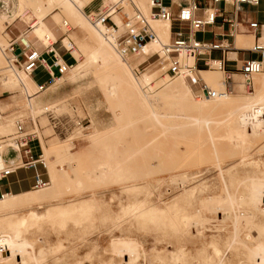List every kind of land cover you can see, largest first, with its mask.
Instances as JSON below:
<instances>
[{
	"label": "rangeland",
	"instance_id": "1",
	"mask_svg": "<svg viewBox=\"0 0 264 264\" xmlns=\"http://www.w3.org/2000/svg\"><path fill=\"white\" fill-rule=\"evenodd\" d=\"M132 3L139 9L134 0H126L121 8L129 18ZM103 4L113 6V1ZM84 6L83 0L76 1L86 24L79 27L43 0L27 4L25 17L33 18L29 25L38 26L48 14H57L63 44H73L74 59L64 75L37 93L31 107L21 87L7 81V58L12 57L9 39L0 35V99H5L0 102V141L14 133L17 121L26 132L34 130L41 148L34 154L42 151L46 164L39 173L48 181L46 187L32 189L34 173L19 170L7 181L15 184L8 188L2 183V191L20 188L22 195L13 193L18 198L6 202L21 200L23 205L0 211V264H264V132L248 142L245 154L240 146L233 149L224 136L230 129L223 123L233 111L231 103L254 95L256 78L248 87L237 72L226 80L229 74L201 68L209 71L205 81L210 77L224 82L228 96L205 99L188 79L166 74L163 55L139 67L147 55L120 57L115 38L103 27L119 62L101 69L91 57L100 42L90 30L93 24ZM248 11L262 22L264 2ZM112 19L121 36L118 11ZM162 23L152 22L151 27ZM203 36L213 37L209 32L196 38ZM162 42L156 37L155 46L147 44L145 52L158 53ZM249 58L248 52L238 54L241 61ZM19 59L22 63L23 57ZM16 65L26 75L22 65ZM227 68L237 70L233 64ZM144 73L151 76L147 86L139 81ZM117 77L132 80L141 98ZM47 78L41 67L31 74L37 83ZM167 79L187 82L192 102L204 106L199 111L180 108L176 96L162 88ZM44 107L51 116L43 113ZM260 107L255 110L264 112ZM104 174L106 178H100Z\"/></svg>",
	"mask_w": 264,
	"mask_h": 264
},
{
	"label": "built area",
	"instance_id": "2",
	"mask_svg": "<svg viewBox=\"0 0 264 264\" xmlns=\"http://www.w3.org/2000/svg\"><path fill=\"white\" fill-rule=\"evenodd\" d=\"M149 12L144 15L133 3L132 17H126L121 27L123 34H119V26L110 18L114 14L112 6L104 7L102 12L90 14L88 18L93 25H100L106 31V35L115 38L114 47L122 58L131 55L144 54V47L156 39V34L151 27L152 22L169 23V43L164 45L163 58L167 62L166 74L172 78L181 77L191 81L195 92L199 96L210 98L212 91L199 73L207 70H218L225 73L224 64L229 61L228 53L243 51L255 55L256 58L244 61L237 69L244 83L249 87L253 76L261 73L264 68V18L260 22L251 17L248 8H258L264 0H185L176 14L171 7L178 0H148ZM218 4L222 7L218 8ZM119 10V9H118ZM117 10V11H118ZM121 10V9H120ZM258 13V11H256ZM218 22L228 25V31L220 35V40L208 42L198 40L197 34H207L208 28L214 27ZM238 35L250 36L253 39L248 49L235 47V39ZM50 45H46L49 47ZM15 43L8 45V52L12 58H7L8 65L18 64L17 58L22 53L24 58L21 63L23 71L30 76L33 71L41 67L46 71L56 70L58 76L64 75L71 66L66 65L54 55L50 62L43 58L36 50L22 52L15 48ZM64 50L71 55L73 44L69 41ZM49 53L51 49H48ZM213 52L219 53V58L213 57ZM159 61L162 57L156 53ZM226 74V73H225ZM226 80L231 79L233 73H228ZM53 80H50V84ZM226 83V82H225ZM47 85H38L37 92L41 93ZM43 113L51 116V110L44 107ZM37 141L40 147V139L36 132H26L21 121L15 124V131L7 138L0 141V186L18 170H30L34 173L32 189H41L48 185V181L42 178L39 168L46 170V164L42 151L34 154L32 143ZM7 150H14L21 154V159L15 164H5L3 154ZM8 193H0L3 198Z\"/></svg>",
	"mask_w": 264,
	"mask_h": 264
},
{
	"label": "bare ground",
	"instance_id": "3",
	"mask_svg": "<svg viewBox=\"0 0 264 264\" xmlns=\"http://www.w3.org/2000/svg\"><path fill=\"white\" fill-rule=\"evenodd\" d=\"M30 1L31 0H19L21 10H23L25 5H27ZM43 1L46 2L50 7L60 8L62 11H64L70 17V19L74 20L79 27H84V25H86L84 22L85 16H84L83 12L81 11V9H78L76 7V1L77 0H67L68 2H66L64 0H43ZM112 1L114 4L112 7L113 8L112 11L114 13L117 9H119L120 7L125 5L126 0H112ZM130 1H132V0H130ZM134 1L138 5L140 10H142L143 12L145 11L146 14H147V12H149V8L146 6L147 3L145 4L144 0H134ZM128 2H129V0H128ZM90 27H92L90 29L91 32L93 31V33L96 35L97 39L100 42V46L96 47V49L92 53L91 57L93 60H96V62L99 63V67L101 69L110 67V65H112V63L114 61H118L116 56L110 50L113 48L112 44L102 34L104 32L102 26L92 25ZM152 28L156 32L157 39L160 38V40H162L163 42L168 41L169 23L165 22L164 24L162 23L161 25H155ZM101 30H103V32ZM36 34L38 35V37L40 39H44L46 41L45 34H47V31L44 29L42 24H40V27L36 29ZM263 36H264V34H263ZM235 41H236V47L237 48H245L246 49V47L248 45L247 39L238 35L236 37ZM151 42H153V41H151ZM164 43L161 44L162 47L167 42L165 44ZM145 47H144V54L134 55V56L139 57V56L148 55L150 52L146 53ZM162 47L158 51L160 55H164V52L162 51L163 50ZM115 63L118 64L117 62H115ZM15 66H17V65H9V67L7 68L10 71L9 75L6 77L7 81L9 82V84H17L21 87L22 92H23L22 94L25 96L28 107H31V104L33 103L34 98L38 93L37 87L33 84V82L29 79V77L27 76V74L23 70L22 71L26 75L22 74L21 70ZM157 75L158 74H155L154 77H157ZM253 77L256 78V80L254 81V90H255L254 95L252 97L243 98L238 103H235V104L231 103L230 106H231V108L233 107V111L230 114H228L226 116V118L223 120L224 121L223 123L225 124L227 129L229 127L230 132H231V133L228 132L229 130L226 131V132L230 133V135H228V133L225 132V134H227V135L224 134V136H226V137L229 136V137H227V138L225 137V138L232 143L233 149H235L234 145H236V147L240 146V150L242 151L244 149L243 153H245V154L247 153L248 149L250 148V145L248 142L252 141L251 139L258 137V135H260L264 132V112H262V111L258 112L255 110L257 107H260V106L262 108L264 107V104H263L264 103V92L262 94L259 93L261 91V88L264 87V73L261 72L255 76H253ZM139 81L147 86V84L151 82V76L147 73H144L142 78ZM177 81H179L180 86H178L176 84ZM118 82L120 83V85L122 83L126 84L129 87V90L131 93H134L137 98H139V99L141 98L138 90L136 89V85L134 84V82L132 80H129V79L123 80V79L118 78ZM206 82H207L208 86L213 90L212 94L214 96H219L221 98L228 97L224 93V91H225L224 82H220L217 79H211L210 77H206ZM161 85H162V88L165 90V92L167 94H169V96L170 95L176 96L177 101H179L180 108H182V109L199 111L201 109V107L204 106V102H202V103L192 102L193 99H192V97H190L191 91L188 88L187 82H185L183 80H175L172 82L171 81L168 82V79H167L166 81H163ZM210 98H212V97H210ZM205 99H209V98H205ZM149 108H151V107H149ZM149 112L152 115L155 114L154 111L151 109L149 110ZM196 121L197 120L194 121L195 124L197 123ZM204 123H206V121ZM224 130H226V129H224ZM207 139H209V138H207ZM250 144H251V142H250ZM244 162L245 161H243V163ZM231 165H229V166H231ZM229 166H227V167H229ZM231 168L232 167L228 168L227 173H229ZM109 170H110V168H109ZM103 171L106 172L107 170L104 169ZM222 171H223V168H220L219 174H221ZM104 175H105V177L101 176L100 178H102V177L106 178L107 174H104ZM53 180H55V179H53ZM181 187H183V186H181ZM183 194H184V192H183ZM42 197L43 196H41V198ZM16 198H18V197H12L10 199H16ZM8 200L9 199H5V200L0 201V211H6L8 209L20 207L23 205L21 200L6 202ZM35 200H37V199L35 198Z\"/></svg>",
	"mask_w": 264,
	"mask_h": 264
},
{
	"label": "crops",
	"instance_id": "4",
	"mask_svg": "<svg viewBox=\"0 0 264 264\" xmlns=\"http://www.w3.org/2000/svg\"><path fill=\"white\" fill-rule=\"evenodd\" d=\"M83 1L85 3L84 9L88 10L89 15L102 12L103 8L105 7V5L103 4V0H83ZM185 2H186L185 0H178L177 3L171 7V11L174 14H176L178 12L179 8L186 4ZM26 6L27 5H25L23 10H21L19 0H0V32H1L0 35L2 36V38L5 41H6V39H9V44L15 43V45H16L15 48L18 50V52H19V50H21L24 53L27 52L28 50H36L48 62H50L52 60L53 53H54V55L59 57L61 59V61L64 62L66 65L72 66V61L74 59H73L72 55L67 53L63 48V41H64L65 33L62 30V28L59 27V24L56 20L57 14H55V15L53 13L50 15L48 14L47 16L42 18L40 21V24H42L44 29L47 31L46 41L50 40V39L53 40V42L51 43V46L46 47V45L44 44L46 41L44 39H40L38 37V35L36 34V29L40 27V24L38 26H32V24L29 25V22L33 18L29 19V17H25V14L27 13V11L25 10ZM123 7L124 6L120 7L119 10L117 9L118 13L120 14V18H121L122 22L127 17L120 10ZM55 16H56V18H55ZM110 20L112 22H114L112 17L110 18ZM225 27H227V31H228V25L221 24L220 22H218L216 25H214V27H211L210 30H208L214 38L212 37V39H210V40H204L205 37L203 36L201 40L208 41V42L219 41L220 35L225 34L227 32V31H225ZM15 28H16V30H14ZM212 29H213V31H212ZM11 30H12V34H10ZM202 35H204V34H202ZM245 37L248 40V42H250V40H253L252 37H250V36H245ZM262 40L264 41V36H263ZM168 41H169V37H168ZM151 46L152 47L155 46V43L152 42ZM235 47H236V41H235ZM48 49H51L50 53L48 52L49 51ZM239 52H243V51H236V52L228 53L227 56H228L229 61L228 62L226 61L224 64L225 65L224 70H225L226 74L233 73V76L237 75V73H236L237 70L232 71V70H229L227 68L228 64H233V65H235V68L238 69L244 61L248 60V59H245L243 61L239 60L238 59ZM215 53H216V56H214ZM249 55H250L249 59L256 58L255 55H252L250 53H249ZM20 56L23 57L22 53L17 58V62L19 63V65L21 64L20 59H19ZM219 56L220 55L218 52H213L214 58H219ZM23 60H24V58H23ZM157 60H158V57H157L156 53L149 54L146 56V59L144 61H142L140 64H138L137 67H139L143 64H147V63H148V65H151L150 61H152L154 63ZM15 67L19 68L18 66H15ZM43 70L47 74L48 78L44 82H41V83H37V82L33 81L31 79V75L30 76L27 75L36 87L38 85H42V84L43 85L45 84L48 86V85H50L51 79L53 80V83H54V81L59 79L56 70H51V71H46L45 69H43ZM263 70H264V68H263ZM208 72L209 71H201L200 72V75L203 78V80H204V76ZM0 102L4 103L5 99L1 98ZM32 146L34 147V149L37 147L40 148L39 145L34 146L33 143H32ZM11 154L14 155L13 158H9ZM19 159H21V154L17 151H14V150H7L3 154V161L5 162V164H15L18 162ZM19 172H21V171L18 170L15 174H13L11 176L17 177ZM8 179L5 181L7 182ZM5 181H3V182H5ZM2 183L0 186V193H8V194L5 195L3 198H0V201L5 200V199H10L12 197L22 196V195H18L19 194L18 190H20V188H18V190H16V191H13L10 189L2 191V188H3ZM11 184H15V183H13V182L12 183H9V182L6 183L8 188H9V185H11ZM13 193H15V195H18V196L11 195ZM21 193H23V190H21ZM25 194H27V193H25ZM25 194H23V195H25Z\"/></svg>",
	"mask_w": 264,
	"mask_h": 264
},
{
	"label": "water",
	"instance_id": "5",
	"mask_svg": "<svg viewBox=\"0 0 264 264\" xmlns=\"http://www.w3.org/2000/svg\"><path fill=\"white\" fill-rule=\"evenodd\" d=\"M17 53H18V50H17Z\"/></svg>",
	"mask_w": 264,
	"mask_h": 264
}]
</instances>
